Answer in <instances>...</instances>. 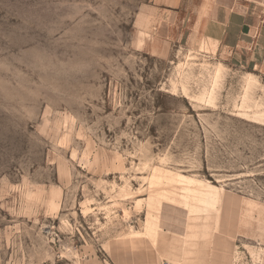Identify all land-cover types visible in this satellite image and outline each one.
Here are the masks:
<instances>
[{"label": "rangeland", "instance_id": "rangeland-1", "mask_svg": "<svg viewBox=\"0 0 264 264\" xmlns=\"http://www.w3.org/2000/svg\"><path fill=\"white\" fill-rule=\"evenodd\" d=\"M213 1L0 0V264H119L110 250L129 229L151 222L172 240L180 214L217 211L240 218L217 250L253 264L249 249H264V121L237 105L247 73L264 105V69L221 62L212 107L195 99L197 67L183 80L189 96L175 71L192 46L183 31ZM200 50L190 63L220 62ZM206 191L215 211H191L189 197Z\"/></svg>", "mask_w": 264, "mask_h": 264}, {"label": "bare ground", "instance_id": "bare-ground-1", "mask_svg": "<svg viewBox=\"0 0 264 264\" xmlns=\"http://www.w3.org/2000/svg\"><path fill=\"white\" fill-rule=\"evenodd\" d=\"M201 32H202V24H200L195 30L196 39L193 45L187 48L186 53H184L185 55L183 57L184 61L179 62V64L176 66L175 71L178 79L180 80L179 82L180 90L182 91L183 94L189 96L188 94L189 90L186 87V85L183 83V80L190 77H196V75H194L193 72L195 67H197L199 70L197 75L199 76V78L203 83V88L201 93L198 96H196L195 99L196 101L199 102V104L212 107L216 105L218 90L221 87L226 68L224 64H222L221 62H215L214 64H210V63L195 64L189 62L194 60V57H192L194 54L197 55L199 52H201L200 50L201 47L205 48L206 52H211V53L215 52L210 42L206 43L203 46H200L202 42ZM198 50L199 52L195 53ZM165 51H168V46ZM243 82L244 83L241 90L242 95L240 94L241 103L239 102L240 104L237 105V108H239L238 110L243 112V115L249 118L258 121H264V105L260 102L261 97H256V98L253 97V90L257 86L256 77L252 73H247ZM177 88H178L177 84H173V89L177 90ZM113 168L114 169L122 168V164L118 156H116L115 162L111 166V169ZM146 180H147L146 178H143V182H145ZM149 184H150V188L151 185H154L156 189L158 188L162 189L163 187V182L161 179H158L157 183L151 180ZM139 192H144V190ZM214 194L215 192L213 191H206V193L200 195H194L192 198L189 197L191 204L189 208L191 209V211L195 210L197 213L202 211V207H206V206H207L206 207L207 212L209 210L215 211L214 207L208 206L211 203H208L207 201V197L210 196L212 197L214 196ZM116 195L117 197H122V198L127 197V199L128 198L131 199L135 195V193L134 194L131 193L130 191L127 190V188H120L117 191ZM182 198L185 200L188 199L187 196H182ZM51 205H53V202ZM141 206H142L141 202H137L135 205V210L137 212H141L142 209ZM239 210H241L240 207ZM208 213H213V212L209 211ZM124 214L125 215L128 214V212L125 209H124ZM159 216L162 217V215ZM210 216H213L214 219H212ZM239 219L240 218L238 216L233 217L229 215L227 212L221 214L219 211H217V215L206 214L202 216H194L192 214H189L188 216L187 215L185 216L180 214V218L176 221L178 223V226H180L182 230L181 233L177 236H174L172 240L169 232H165L161 228L154 225L153 223L148 222V223H141L139 229L137 230L129 229L130 227L129 228L127 227L129 229V232L122 237V240H119L117 242L119 243V245L120 244L122 245L123 249L125 248V246L128 245L129 247H135V244L138 241H140L143 236H146L147 240L155 248V250L161 252L162 257L167 260V263L165 262V264H196L201 262H207V264H234L235 263V254L233 253V251L235 250L234 247H232L230 250H225V252H222L223 250L222 251L217 250L219 247L217 248L216 242L221 241L220 239L222 238V236L220 235V231L222 230L224 224L226 225V229H227L226 233L224 232L226 235L234 236L235 234H237L240 225ZM144 230L147 233H144ZM169 244H171L174 247V250L176 251L175 254L176 256L178 253L177 259L172 256H168L167 252L164 253V251H167L168 249L167 246ZM249 252L253 256V264H259L261 261L262 253L264 255V249L255 250L253 248H250ZM93 264H101V263L95 260Z\"/></svg>", "mask_w": 264, "mask_h": 264}, {"label": "crops", "instance_id": "crops-1", "mask_svg": "<svg viewBox=\"0 0 264 264\" xmlns=\"http://www.w3.org/2000/svg\"><path fill=\"white\" fill-rule=\"evenodd\" d=\"M202 20L201 41L203 45L210 42L215 51L210 59L235 69H264V0H214ZM193 30L187 28L181 35L186 45L196 39ZM118 244L110 251L119 264H158V258L162 259L141 241L133 248L119 249Z\"/></svg>", "mask_w": 264, "mask_h": 264}, {"label": "built area", "instance_id": "built-area-1", "mask_svg": "<svg viewBox=\"0 0 264 264\" xmlns=\"http://www.w3.org/2000/svg\"><path fill=\"white\" fill-rule=\"evenodd\" d=\"M163 264H165V263H163Z\"/></svg>", "mask_w": 264, "mask_h": 264}]
</instances>
